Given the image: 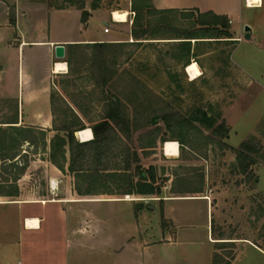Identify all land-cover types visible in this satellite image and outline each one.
I'll return each mask as SVG.
<instances>
[{"label":"rangeland","instance_id":"rangeland-1","mask_svg":"<svg viewBox=\"0 0 264 264\" xmlns=\"http://www.w3.org/2000/svg\"><path fill=\"white\" fill-rule=\"evenodd\" d=\"M44 1L55 7L97 10L107 16L101 30L92 27V32L95 35L105 32L117 40L111 41L112 46L105 51L115 73L111 83L104 85L97 70L98 61L103 59L99 48H77L72 56L74 72L57 74L52 79L56 83L52 87L55 96L52 110L40 105L42 120L38 125H24L36 133L39 129L46 130L50 144L57 134L54 128L63 124L67 113L79 115V127L92 128L105 116L106 105L114 97L119 99L121 119L113 121L114 129L108 135L105 149L97 155L96 150H87L86 157L77 164L79 170H70L71 153L67 152V160L62 161L68 166L67 172L54 187L46 162H52L50 146L42 143L32 146L23 141L21 147L18 141L24 136L23 131L12 130L5 135L0 130V149L4 154L19 150L22 164L31 165L29 174L20 181L22 195L0 196V242L13 243L8 237H17L16 232L26 219L19 214L22 204H7V201H49L78 190L116 192L125 197V192L137 190L139 183L145 181L144 173L146 182L155 176L156 187L161 192L213 193L214 210L209 211L208 201L204 199L179 202L178 214L183 223L179 228L162 216L160 209L150 210L151 227H147L144 235L153 244L139 249L129 241L134 232L130 203L109 200L87 203L83 211L96 213L100 221L97 248L75 247L76 243L71 242L75 261L79 264H264V9H244L241 24L229 22L231 36L236 38L229 41L223 53L218 49L215 55L205 59L212 71L200 80L191 81L183 66L187 45L146 41V37L193 32L201 26L203 17L199 14L188 16V24L176 21L161 25L159 16L154 14L149 20L152 23H148L146 0ZM115 10H128V20L115 21ZM57 20L53 28L56 33H82L77 15L66 19L59 16ZM247 24L255 29L252 39L245 37ZM212 46L218 48L219 43ZM70 48L69 45L68 51ZM67 58L68 53L60 60ZM2 59L12 67L18 66L17 51ZM249 80H254V85L240 86ZM16 111L18 105L14 99L0 100V121L9 120ZM75 135L83 142L77 132ZM253 135L260 138L257 137L263 147L260 153H252L255 162L244 171L236 149ZM165 139L183 142L179 157L164 155ZM5 164L0 154V192L1 186L17 173L13 167L8 173ZM23 208L29 216L42 211L32 203ZM66 242L64 238L51 239L42 251L26 246L27 264H52V260L54 264H65ZM12 245L15 246L13 243L9 248ZM34 253L36 257L32 259Z\"/></svg>","mask_w":264,"mask_h":264},{"label":"crops","instance_id":"crops-1","mask_svg":"<svg viewBox=\"0 0 264 264\" xmlns=\"http://www.w3.org/2000/svg\"><path fill=\"white\" fill-rule=\"evenodd\" d=\"M253 8L263 10L264 0L253 6L250 5L249 0H146L148 23H152L149 21L151 20V14L159 16L158 22L161 25L174 24L176 21L181 22V24H188V16L193 14H199L203 17V20L199 22L201 26H197L193 32L189 31L174 36L160 34L158 36L146 37V41L173 42L176 46L180 44L183 47L187 45L189 50L186 63L183 65L185 66L184 71L189 75L191 81L200 80L206 73L213 70L205 64V59L211 55H215L217 53L215 51L218 49L223 53L229 47V41L236 38L235 36H231L229 22L233 24L237 22L236 26H238L243 22L244 9ZM84 11L87 12L85 19L83 18ZM37 15L40 17H37ZM73 15H77L81 34H59L53 30L59 16H63L66 19ZM224 17L229 20L228 25L224 24ZM214 21L219 23V26L216 28H212L211 24H209V22ZM102 23H107V16L97 10L93 11L88 10V8L71 6L55 7L50 2L44 0H0V100L14 99L18 105L16 115L9 120L0 121L1 132L8 135L12 130L14 132H22L23 128H28L24 124L38 125L37 122L43 118V112H40L38 109L40 105L47 106L48 111L52 110V87L56 86V83L52 79L57 74H70V66L67 61H63L67 63V71H56L57 63L62 61L55 55L57 44H64L68 53L69 45L74 43L117 41L108 37L105 32L101 35L93 34L92 27L101 30L100 25ZM214 43H219L218 48L212 46ZM16 51L19 63L17 67H12L7 62H4L2 58L11 56ZM193 62H197L202 71V75L196 79H192L187 70L188 65ZM254 83V80H249L244 84L240 83V86L248 88L254 85ZM176 140L180 143V154L177 156L165 154L166 142L164 143V155L169 158L181 155L184 144L180 139ZM18 142V144H22V138ZM26 143L29 142L26 141ZM31 145L34 146L33 144ZM21 147H23V144ZM15 153L20 154L16 156L15 160H18L22 154L19 150L15 149V152L10 150L8 158L4 159L6 164H9L7 163L8 161L12 162L10 158ZM17 162L21 163L20 159ZM46 162L51 174L50 184L54 187L58 181L63 180L68 166L61 169L49 160H46ZM30 166V164H27L25 173L18 180L19 193L13 196H0L10 198L20 197L22 195L20 181L29 174L28 168ZM66 176L68 179H74L71 175ZM138 190L125 192V197L116 192H86L78 190L75 193L70 192L65 197L54 198L49 201L44 199H34L31 201L15 199L7 201V204H22L19 214L22 219H26L25 221L22 220V225L16 232L17 237H8L13 241L15 246L12 245L13 247L9 248L13 243L5 242L3 244L0 242V253L2 252L0 264H27L26 246H33L32 248H38L42 251L44 247L48 246V241L51 239L53 241L55 238H64L67 241L65 246V264H77L78 262L71 255V242L76 243L75 247L80 246L91 249L94 247L96 249L97 236L100 230V221L96 213L89 210L85 211V209L83 211L82 209L85 208L83 205L87 203H98L106 200L130 203L133 208L132 225L134 232L130 236L129 241L132 242L133 247L139 249H145L153 244L144 235L146 234V230L151 227L150 210L156 212L160 209L162 216L171 220L176 228L183 226L178 214L180 209L178 203L181 201L204 199L208 201L209 211L211 208L214 210L213 193L207 194L199 190H178L168 193L157 189L160 192L146 194ZM129 196L130 198H128ZM148 199L155 202L151 204V202H147ZM28 203L37 205L42 211L29 216L26 209L23 208V205L26 206ZM29 218H38L40 223L31 226L28 224ZM147 227L149 228L147 229ZM4 250H6L5 253ZM35 257L36 253L31 258L34 259ZM52 264H54V260H52Z\"/></svg>","mask_w":264,"mask_h":264},{"label":"trees","instance_id":"trees-1","mask_svg":"<svg viewBox=\"0 0 264 264\" xmlns=\"http://www.w3.org/2000/svg\"><path fill=\"white\" fill-rule=\"evenodd\" d=\"M87 16V12H83V18L85 19ZM225 25H228L229 20L225 18ZM209 24L212 25V27H218L219 23L217 21L209 22ZM227 28V26H226ZM227 31V30H225ZM111 42H96V43H74L70 44V50L68 51V58L67 62L70 66V73L74 72L73 64H72V56L74 53V50H76L79 47H94L99 48V53L102 55L103 59L99 63V66L97 67L98 72L100 73V76L102 77L103 84L108 85L111 83L114 70L110 66L108 59L106 58L105 51L109 50V48L112 46ZM104 55V56H103ZM97 62V63H98ZM52 105L54 107L55 105V96L52 95ZM119 99L118 98H112L110 100V103L106 105V114L101 119V121L97 124H95L92 129L94 132V138L89 141H83L79 142L77 140L75 133L86 127H79L80 125V117L78 114L72 113L71 116L68 115L66 111V118L63 121V124L60 127L54 128V130L57 131V134L51 139L50 144L48 143L46 135V130L39 129V131L36 133V131L33 128H23V134L22 141H28L30 144L36 145L42 143L44 146L48 147L50 146L51 150V160L56 165H58L61 169L65 168V165L63 162L67 160V152L69 151L71 153V163H70V170L77 171L79 168H77V164L83 160L86 157L87 150H96V155L99 154V151H103L107 145V139L110 132L114 129L113 121H117L120 118V106H119ZM79 106V105H78ZM221 125H219V128ZM217 128V129H219ZM61 132H65V134H62ZM42 134V135H41ZM6 135V134H5ZM169 139H165V142ZM262 142L256 137L252 136L251 139L245 140L242 142L240 147L236 149L237 153V159L240 162V166L244 171H248L254 163V158L252 156V153H260L262 150ZM2 149H0V153L2 155V159L6 160L8 158V155L2 153ZM20 154L15 153L10 158L12 162L10 164L5 165V170L8 171L10 168H16L17 173L13 176V179H11L12 182L8 179V183L1 186L3 189L0 192V195H6V196H13L17 195L19 193V185L18 180L20 179L21 175L25 173L27 163L22 164V162H17L22 155L19 157L18 160H15L16 156ZM63 161V162H62ZM13 174V173H12ZM143 179L144 178V173ZM10 182V183H9ZM155 176H152V179L150 181H143L139 183V190L140 192H144L146 194L156 193L160 192V190H157L159 188L155 185Z\"/></svg>","mask_w":264,"mask_h":264},{"label":"bare ground","instance_id":"bare-ground-1","mask_svg":"<svg viewBox=\"0 0 264 264\" xmlns=\"http://www.w3.org/2000/svg\"><path fill=\"white\" fill-rule=\"evenodd\" d=\"M261 0H249L250 5H255ZM114 20L118 22H125L128 20L129 11L128 10H115L113 12ZM67 63L59 61L56 65V71L62 72L66 70ZM187 70L192 79H196L202 75V71L197 62L190 63L187 67ZM67 71V70H66ZM77 135L82 141L92 140L94 138V132L91 127L82 128L77 131ZM165 154L168 156H177L180 154V143L177 140H168L165 143ZM40 220L38 218H29L28 224L31 226L38 225Z\"/></svg>","mask_w":264,"mask_h":264},{"label":"water","instance_id":"water-1","mask_svg":"<svg viewBox=\"0 0 264 264\" xmlns=\"http://www.w3.org/2000/svg\"><path fill=\"white\" fill-rule=\"evenodd\" d=\"M254 29L251 25L247 24L245 26V37L247 39H252L253 37ZM55 55L59 59L66 58L67 52H66V46L64 44H57L55 47Z\"/></svg>","mask_w":264,"mask_h":264},{"label":"built area","instance_id":"built-area-1","mask_svg":"<svg viewBox=\"0 0 264 264\" xmlns=\"http://www.w3.org/2000/svg\"><path fill=\"white\" fill-rule=\"evenodd\" d=\"M113 19H114V16H113ZM107 25H109V24H107Z\"/></svg>","mask_w":264,"mask_h":264}]
</instances>
